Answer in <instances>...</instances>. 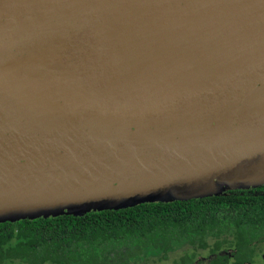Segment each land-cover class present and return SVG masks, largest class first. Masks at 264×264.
<instances>
[{
  "label": "water",
  "instance_id": "1",
  "mask_svg": "<svg viewBox=\"0 0 264 264\" xmlns=\"http://www.w3.org/2000/svg\"><path fill=\"white\" fill-rule=\"evenodd\" d=\"M264 186V0H0V223Z\"/></svg>",
  "mask_w": 264,
  "mask_h": 264
},
{
  "label": "trees",
  "instance_id": "2",
  "mask_svg": "<svg viewBox=\"0 0 264 264\" xmlns=\"http://www.w3.org/2000/svg\"><path fill=\"white\" fill-rule=\"evenodd\" d=\"M263 247L264 186L0 223V264H252Z\"/></svg>",
  "mask_w": 264,
  "mask_h": 264
},
{
  "label": "flooded vegetation",
  "instance_id": "3",
  "mask_svg": "<svg viewBox=\"0 0 264 264\" xmlns=\"http://www.w3.org/2000/svg\"><path fill=\"white\" fill-rule=\"evenodd\" d=\"M264 247L262 249L259 259H256L252 264H264Z\"/></svg>",
  "mask_w": 264,
  "mask_h": 264
},
{
  "label": "rangeland",
  "instance_id": "4",
  "mask_svg": "<svg viewBox=\"0 0 264 264\" xmlns=\"http://www.w3.org/2000/svg\"><path fill=\"white\" fill-rule=\"evenodd\" d=\"M178 254H179V252H177V253H176V254H174V255H171V254H170V257L168 258L167 262H169V261H170V259H171V258H173V256H174V257H177V256H178ZM20 264H23V263H20ZM44 264H51V263H48V262H47V263H44Z\"/></svg>",
  "mask_w": 264,
  "mask_h": 264
}]
</instances>
